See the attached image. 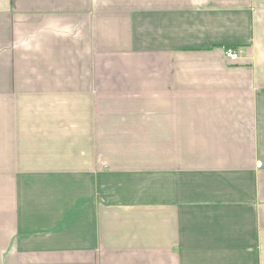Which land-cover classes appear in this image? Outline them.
Here are the masks:
<instances>
[{"label": "crops", "instance_id": "1", "mask_svg": "<svg viewBox=\"0 0 264 264\" xmlns=\"http://www.w3.org/2000/svg\"><path fill=\"white\" fill-rule=\"evenodd\" d=\"M0 264H264V0H0Z\"/></svg>", "mask_w": 264, "mask_h": 264}, {"label": "built area", "instance_id": "2", "mask_svg": "<svg viewBox=\"0 0 264 264\" xmlns=\"http://www.w3.org/2000/svg\"><path fill=\"white\" fill-rule=\"evenodd\" d=\"M225 58L231 62H237L239 61V59L241 58V54L242 52L240 50L237 49H229L227 48L225 50Z\"/></svg>", "mask_w": 264, "mask_h": 264}, {"label": "bare ground", "instance_id": "3", "mask_svg": "<svg viewBox=\"0 0 264 264\" xmlns=\"http://www.w3.org/2000/svg\"><path fill=\"white\" fill-rule=\"evenodd\" d=\"M234 49L240 50V48H234ZM240 51H241V50H240Z\"/></svg>", "mask_w": 264, "mask_h": 264}]
</instances>
